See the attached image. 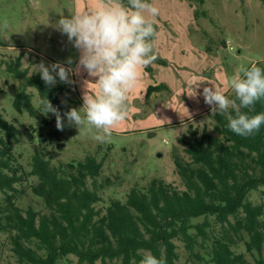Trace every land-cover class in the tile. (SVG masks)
Instances as JSON below:
<instances>
[{"label": "trees", "instance_id": "1", "mask_svg": "<svg viewBox=\"0 0 264 264\" xmlns=\"http://www.w3.org/2000/svg\"><path fill=\"white\" fill-rule=\"evenodd\" d=\"M22 57L6 66L21 81L14 99L19 113L37 120L41 115L49 123L51 113L35 107L28 88L36 89L40 100L46 96L62 115L75 108L60 99L67 87L58 76L55 85H46L39 73L30 76L21 68ZM255 64L264 69L263 62ZM166 88L151 85L147 97ZM229 98H235L234 90ZM261 112L264 101L249 114ZM211 118V129L179 139L189 157L173 155L184 189L153 179L133 187L125 201L114 198L99 207L102 191L112 184L99 182L103 160L87 155L54 164L52 156L37 150L27 171L14 150L19 126L0 111V235L7 236L17 262L73 264V256L78 264H139L151 252L176 264L179 242L193 264H253L248 255L264 264V204L250 199L264 186V125L245 138L230 131L223 116ZM26 185L43 208L40 202L22 207ZM240 246L245 251H238Z\"/></svg>", "mask_w": 264, "mask_h": 264}, {"label": "rangeland", "instance_id": "2", "mask_svg": "<svg viewBox=\"0 0 264 264\" xmlns=\"http://www.w3.org/2000/svg\"><path fill=\"white\" fill-rule=\"evenodd\" d=\"M149 2L159 8L154 39L158 59L141 69L138 86L129 96V117L113 131L108 142L99 143L91 134H79L74 125H68L67 119L63 130H58L52 114L47 124L40 114L37 120L19 113L14 99L21 81L6 71L7 63L21 54V68L28 69L30 76L39 73L33 72V66L41 62L47 66L72 57L75 67L79 53L67 36L55 28V23L59 14L68 16L86 9L94 0H0V111L19 126V141L14 150L27 171L37 150L52 156L54 164L96 155L104 161L99 182L107 179L112 182L102 191L99 207L107 206L114 198L125 201L133 187H145L153 179H163L184 189L173 155L189 159L179 139L190 137L191 131L200 135L205 126L212 128V113L204 103L203 88L214 85L229 97L233 90L228 81L241 65L264 63V0ZM4 21L8 23L6 29L2 27ZM71 79L75 83L66 84L60 99L65 105L79 109L83 104V81L94 78L83 72ZM161 84L167 88L148 98V87ZM87 87L95 92L94 83ZM27 91L39 109L37 90ZM194 91L197 95L192 98L189 95ZM165 118L170 123L159 121ZM23 190V208L40 202L29 185ZM250 199L254 204H264V186L251 192ZM38 207H42L41 202ZM7 240L6 235H0V264H19ZM177 243L180 259L176 264H193L182 244ZM238 251L245 250L240 246ZM70 258L73 264H78L75 257ZM248 258L256 264L252 255Z\"/></svg>", "mask_w": 264, "mask_h": 264}, {"label": "clouds", "instance_id": "3", "mask_svg": "<svg viewBox=\"0 0 264 264\" xmlns=\"http://www.w3.org/2000/svg\"><path fill=\"white\" fill-rule=\"evenodd\" d=\"M158 15L159 8L149 0H94L86 9L68 16L59 14L55 28L78 51V61L75 67L72 57L47 66L41 62L33 66V72H39L48 86L56 84L57 76L65 84H74L71 77L83 72L94 80L83 81V104L79 109L71 108L62 115L45 96L40 100L41 113L55 116L58 130H63L66 117L68 125H74L79 134H91L99 143L108 142L113 131L129 117V96L138 86L141 69L158 59L154 52ZM2 27H8L7 21ZM89 83L96 85L94 93L89 91ZM228 83L235 92L234 99L211 85L203 88L204 103L210 106L212 115L223 116L228 121L227 128L236 135L254 136L264 125V112L249 113L254 112L258 102L264 101V69L256 64L241 65ZM196 95L194 91L189 96ZM159 121L170 123L167 118ZM139 264H166V261L146 252Z\"/></svg>", "mask_w": 264, "mask_h": 264}, {"label": "built area", "instance_id": "4", "mask_svg": "<svg viewBox=\"0 0 264 264\" xmlns=\"http://www.w3.org/2000/svg\"><path fill=\"white\" fill-rule=\"evenodd\" d=\"M231 49H232V47H231Z\"/></svg>", "mask_w": 264, "mask_h": 264}]
</instances>
